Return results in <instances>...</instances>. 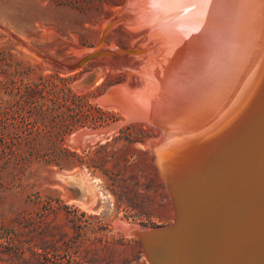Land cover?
<instances>
[{
    "label": "rangeland",
    "instance_id": "rangeland-1",
    "mask_svg": "<svg viewBox=\"0 0 264 264\" xmlns=\"http://www.w3.org/2000/svg\"><path fill=\"white\" fill-rule=\"evenodd\" d=\"M125 6L126 0H0V250L19 246L26 258L0 264H152L150 249L118 221L144 230L175 223L148 145L158 128L102 102L128 83L126 59L112 52L72 68L100 45L108 22L102 48L154 47L156 40L140 39L143 28L115 19ZM81 129L101 133L70 144ZM53 170L85 183L91 195L80 187L72 194ZM19 226L55 246L36 247L33 234L16 235Z\"/></svg>",
    "mask_w": 264,
    "mask_h": 264
},
{
    "label": "bare ground",
    "instance_id": "bare-ground-1",
    "mask_svg": "<svg viewBox=\"0 0 264 264\" xmlns=\"http://www.w3.org/2000/svg\"><path fill=\"white\" fill-rule=\"evenodd\" d=\"M117 12L154 47L87 54L126 59L128 83L102 102L158 128L148 145L177 221L141 237L150 263L264 264V0H126Z\"/></svg>",
    "mask_w": 264,
    "mask_h": 264
},
{
    "label": "water",
    "instance_id": "water-1",
    "mask_svg": "<svg viewBox=\"0 0 264 264\" xmlns=\"http://www.w3.org/2000/svg\"><path fill=\"white\" fill-rule=\"evenodd\" d=\"M110 23H108L105 26V28L103 29V31H102L100 45H102L103 42H104L105 35H106L108 29L111 26ZM122 51L123 52H127V53H137L136 49L129 50V49L122 48ZM101 54H102V52L100 50L99 51H96V52H92L90 54H87L78 63H76L72 68H77L79 66H82L88 60L93 59V58H96V57L100 56ZM103 54L104 55L106 54V56H108V54L106 52H104ZM94 78H95L94 74H91L86 80H84V82L85 81L86 82L87 81H91L92 82L94 80ZM111 92L112 91L110 89L109 90V93H111ZM99 133H101V132L100 131H98V132H87L84 129H81L78 132H75L74 134H72L71 137L69 138V141H70V144L76 145L78 143L77 140H79V138L85 137V139H89V138H93L94 136H97ZM70 175L71 174H64V173H61L59 171H54V170L51 171V176L54 179H57L59 181H62L66 186H67L66 180H67V178L70 177ZM175 221H177V219H175ZM175 223L173 225H169V227L170 228H173L176 225ZM118 225L120 226V228L125 233L134 234V235L138 236L140 239H141L142 236L149 235L150 233L157 231V228H159V227H157V228H153V229L144 230V229L138 228V227H136L134 225H128V224H126V223H124L122 221H118ZM141 241H142V239H141ZM142 244H143V241H142ZM143 247H144V245H143Z\"/></svg>",
    "mask_w": 264,
    "mask_h": 264
},
{
    "label": "trees",
    "instance_id": "trees-1",
    "mask_svg": "<svg viewBox=\"0 0 264 264\" xmlns=\"http://www.w3.org/2000/svg\"><path fill=\"white\" fill-rule=\"evenodd\" d=\"M27 227H29V226L27 225ZM25 229H24V227L19 226L18 229L15 230L16 235L17 236H29L30 234H33L31 236V239H29V242H30V240L36 241L34 243V245L36 247H39V248L48 249V248H50L51 244H53V247L55 246L54 243H51L52 241H50L49 239L46 238L47 235H44L45 237L44 236L40 237L39 235H41V232L34 234L36 229H34V228H29V230H25ZM48 231L49 230H45V231L42 230V233L44 234V233H47ZM13 251L16 252L15 255H17V258L14 257L13 254H11V253H13ZM24 253H25V249H23L19 246H17V248L7 247L3 250H0V261L5 262V263H7V262L10 263L12 261H25L26 258L24 256Z\"/></svg>",
    "mask_w": 264,
    "mask_h": 264
}]
</instances>
